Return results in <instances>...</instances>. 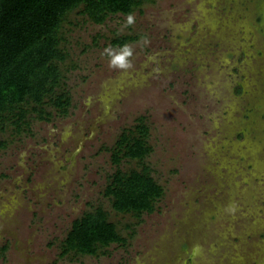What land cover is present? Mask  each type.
Instances as JSON below:
<instances>
[{
    "label": "rangeland",
    "instance_id": "obj_1",
    "mask_svg": "<svg viewBox=\"0 0 264 264\" xmlns=\"http://www.w3.org/2000/svg\"><path fill=\"white\" fill-rule=\"evenodd\" d=\"M81 10L61 29L67 113L0 130V264H264V0H144L130 27ZM127 35L134 67L109 69L101 53ZM141 122L150 153L116 163ZM145 166L155 210L116 211L113 175ZM98 207L127 241L63 253Z\"/></svg>",
    "mask_w": 264,
    "mask_h": 264
},
{
    "label": "trees",
    "instance_id": "obj_2",
    "mask_svg": "<svg viewBox=\"0 0 264 264\" xmlns=\"http://www.w3.org/2000/svg\"><path fill=\"white\" fill-rule=\"evenodd\" d=\"M144 0H0V130L8 125L20 131L29 124L28 114L35 111L38 118L50 119L45 106L53 104L67 113L71 104L68 92H58L63 79L60 61L66 58L61 47V29L67 15L82 8L95 23H103L108 16L128 15ZM133 36H118L113 40L123 45ZM139 135L124 131L113 149V161L120 163L122 156L143 159L152 147L146 136L148 126L137 125ZM6 142L0 140V146ZM143 170H118L105 194L111 197L113 207L122 213L141 217L155 210V203L164 194V187ZM127 240L118 231L109 214L102 207L86 212L73 222L63 253L76 251L95 255L101 247Z\"/></svg>",
    "mask_w": 264,
    "mask_h": 264
},
{
    "label": "clouds",
    "instance_id": "obj_3",
    "mask_svg": "<svg viewBox=\"0 0 264 264\" xmlns=\"http://www.w3.org/2000/svg\"><path fill=\"white\" fill-rule=\"evenodd\" d=\"M136 23L135 16L128 14L125 18L124 27H130ZM147 43V39L143 38ZM134 49L132 45L125 43L119 47L108 45L104 48L101 56L107 55L109 69L127 72L134 67L132 57Z\"/></svg>",
    "mask_w": 264,
    "mask_h": 264
}]
</instances>
